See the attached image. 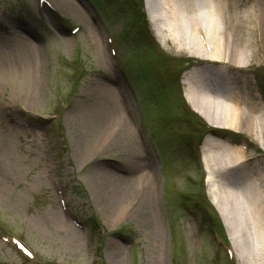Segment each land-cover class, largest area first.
<instances>
[{"label": "rangeland", "instance_id": "obj_1", "mask_svg": "<svg viewBox=\"0 0 264 264\" xmlns=\"http://www.w3.org/2000/svg\"><path fill=\"white\" fill-rule=\"evenodd\" d=\"M231 2L243 64L189 54L183 34L201 40L191 18L183 8L175 17L158 0H143L144 32L123 0H0L1 56L16 61L24 36L35 44L39 70L30 83L18 72L0 77V264H23V250L35 264H264L253 238L249 258L237 257L240 237L223 226L230 260L200 216L212 200L208 183L250 182L264 198V6ZM202 74L225 90L239 86L255 131L213 121L233 142L202 136L185 111L186 88L199 90ZM104 109L128 129L113 130ZM210 138L230 163L208 174L201 157ZM138 168L150 177L148 200L135 182ZM114 176L126 178L118 202ZM94 224L100 235L90 243Z\"/></svg>", "mask_w": 264, "mask_h": 264}, {"label": "bare ground", "instance_id": "obj_2", "mask_svg": "<svg viewBox=\"0 0 264 264\" xmlns=\"http://www.w3.org/2000/svg\"><path fill=\"white\" fill-rule=\"evenodd\" d=\"M162 5H165L168 11L178 16L181 14L180 11L183 8L188 16L191 18V25L193 32L198 38V44L194 41L190 34H183L185 45L189 54L204 57L210 59L222 60L224 58H229L235 64H243V54L237 47L238 40H235L234 30L241 26L240 20L231 17L233 16L230 11L232 2L234 0H214L213 5L210 0H158ZM255 3L260 7L264 6V0H254ZM226 7V12L228 13L227 19L232 22L225 27V18L223 16L222 10ZM180 9V11H179ZM263 15L260 16V32L262 38H264V24L262 19H264V7L263 11H260ZM236 19V20H235ZM151 23L153 20L149 17ZM185 22L181 18H176L177 30L180 33L184 31ZM193 24V25H192ZM184 25V26H183ZM184 28V29H183ZM186 32V31H185ZM90 37H94L92 32H88ZM97 39L95 38V41ZM98 41V40H97ZM17 60H6L0 54V77L6 79L8 77L16 76L17 72L20 73L23 81H34L39 74V70L33 65V50L35 47L34 42L24 36L19 35L17 42ZM204 74L198 76L195 79L194 84L200 89L186 88L185 99L190 107L196 111L199 115L203 116L205 120L213 124V121H218L230 128H245L250 132L255 131L256 121L248 111V106L246 102L241 104V98L237 95L239 93V86L229 83L227 90L216 87V81L212 80L208 76H203ZM186 80H183L185 83ZM106 87L102 84V88ZM195 86V87H196ZM242 87V86H241ZM245 86L242 87L244 89ZM101 88V87H100ZM101 88V91H102ZM108 89V88H107ZM113 99V92L110 90V97ZM105 105L110 104V100L104 99ZM113 106V100H111ZM106 107V106H105ZM105 115H107V122L110 127L113 128L117 133H122L127 130V125L122 117L112 116L111 113H107L106 109ZM101 122V121H100ZM215 124V123H214ZM210 143V149L204 151L202 161L205 170L208 174L212 173V165L226 166L230 163L229 157H224L218 149L221 148L218 140L208 139ZM206 145V143H204ZM204 145V146H205ZM225 148V147H224ZM136 184H138L139 190L145 195L148 200L149 196V186L150 182L147 175H145L141 169H137ZM103 176V175H102ZM115 180L119 182H124L126 178L121 176H114ZM219 183V181H217ZM141 186H140V185ZM208 185V194L212 198L213 205L219 210L221 219L225 225V228L232 232L236 237H240V242L242 243L243 251L234 252L237 257H243L244 259L249 258L250 252L254 249V244L257 246V256L260 262L264 260V200L260 196L259 191L253 188L252 184L242 182L231 183L225 185L224 187L215 188L213 184ZM245 185V186H243ZM249 185V186H248ZM152 186V182H151ZM238 186V187H237ZM243 186V187H242ZM247 188V189H246ZM116 189V190H118ZM218 189V190H217ZM122 190L124 192H122ZM126 190L120 188L119 192L115 194L116 202L120 201L122 198V193L125 194ZM121 195V196H120ZM153 196V188L151 191ZM114 196V197H115ZM250 199L252 207L259 209L261 213L257 218L253 216L250 209V204L247 199ZM251 230V232L249 231ZM248 232L254 236H248ZM253 238L254 244L250 242ZM251 246V247H250ZM263 260V261H262ZM250 264H255L251 262ZM259 264V263H258Z\"/></svg>", "mask_w": 264, "mask_h": 264}, {"label": "trees", "instance_id": "obj_3", "mask_svg": "<svg viewBox=\"0 0 264 264\" xmlns=\"http://www.w3.org/2000/svg\"><path fill=\"white\" fill-rule=\"evenodd\" d=\"M123 3L127 7H130L132 10L135 11L137 20L135 21L134 26L136 24L137 29L144 30L147 26H146V21H145V15L142 10L141 0H135V2H133L132 0H123ZM188 113H190V116L192 117V121H193L192 124L197 125L198 131L199 129H201L202 132L207 130L205 122L198 115H196L192 111H188ZM200 214L202 215L203 222L207 220L209 223H212V226H214L218 230L220 235L225 239L221 221L218 217L217 212L211 206V204H208V207L202 206V210L200 211Z\"/></svg>", "mask_w": 264, "mask_h": 264}]
</instances>
